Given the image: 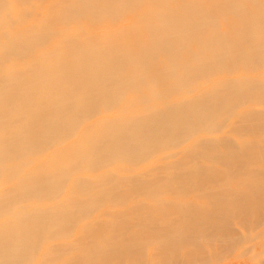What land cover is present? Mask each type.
<instances>
[{
    "label": "rangeland",
    "instance_id": "rangeland-1",
    "mask_svg": "<svg viewBox=\"0 0 264 264\" xmlns=\"http://www.w3.org/2000/svg\"><path fill=\"white\" fill-rule=\"evenodd\" d=\"M100 1L84 0L77 11L95 18L91 8ZM144 1L157 26V39L162 40L153 50L160 64L135 61L129 66L128 54L136 43L132 25L122 22V39L116 43L113 37L101 40L95 27L87 33L85 26L61 38L67 41V58L79 47L105 56L114 45L112 77L101 87L107 92L123 88L118 101L126 115L133 107H155L167 112V125L163 122L161 128L151 121L147 138L129 141L126 136L136 126L129 120L121 124L112 102L102 112L92 111L82 125L79 115H70L66 121L73 125L64 128V135L73 130L91 133L96 127L109 134L98 140L102 151L82 179L87 186L55 168L30 187L33 190L4 185L0 202L9 216L1 224L15 225L14 214L21 207L25 210L19 199L39 193L35 202L42 210L25 222L41 223L42 229L19 242L10 241L11 234L0 236V264H11V249L14 264H264V0ZM26 2L37 21L52 14L47 0H2L1 7L14 20ZM59 4L66 9L67 0ZM123 5L139 7L137 0H112L108 8L124 11ZM181 21L188 30L200 31L183 36L174 31ZM20 34L15 23L12 38L18 51L12 61L5 57L9 49L0 43V85L20 86L27 95L14 101L30 102L37 111L36 116L0 120V134L9 137L3 145L9 160L0 163L12 165L21 158L9 141L15 136L10 132L36 139L37 133L28 127L37 120L46 124L56 105H63L43 76L41 57L46 49H55L54 44L38 45L28 53ZM148 37L154 39L152 32ZM44 40L49 37L42 36ZM176 42L184 59L170 61L162 52ZM223 58L239 63L238 71L232 65L223 70ZM165 61L169 63L164 66ZM64 81L66 96L90 102L94 89L88 82L70 83L67 77ZM178 106L182 109L176 112ZM147 120L148 112L137 115L138 124ZM106 137L115 143L114 151L106 148ZM51 138L45 135L46 148L37 150L35 158L54 164ZM63 145L69 146L66 141ZM156 198L162 201L154 202Z\"/></svg>",
    "mask_w": 264,
    "mask_h": 264
},
{
    "label": "bare ground",
    "instance_id": "bare-ground-1",
    "mask_svg": "<svg viewBox=\"0 0 264 264\" xmlns=\"http://www.w3.org/2000/svg\"><path fill=\"white\" fill-rule=\"evenodd\" d=\"M2 1V0H1ZM0 1V37L4 39L0 43H4V49H9L6 54L7 60H14L12 58L18 51L15 49V42L12 38V26L16 23L20 29V38L24 44L25 51L30 53L38 45L48 46L54 44L55 49H46L45 53L41 57L42 64L45 65L43 76L46 78L49 89L58 97H62L63 105H56L55 115L46 123L43 124L41 120H37L34 124L30 125L28 129H33L37 133L36 139H24L19 138L17 132L14 138L9 141L14 142V149L18 152L21 160H18L15 165L0 163V200L3 199L4 195L2 190L4 185L16 183V188L23 191H30V187L34 186L36 182L40 184L43 175L49 172L52 168L57 169L59 174H63L71 180L79 181L85 178L86 172L89 165H92L98 156V153L102 151L99 146V139L108 136L104 128L96 127L91 133L77 132L75 130L64 135V128L69 127L70 121L69 116H80V124L82 120L88 121L90 119L89 114L92 111L102 112L105 107L112 102V107L117 111V118L122 124L125 120H129L136 126V130L129 134L127 139L129 141H137L146 137L145 129L148 128L149 122H156L161 126L166 119L167 112L156 110V108H148L146 105L139 107H133L129 110L126 115V111L122 108L118 101L121 95V86H116L111 91L101 87L102 83L109 80L112 77V67L115 65L114 56L116 49L114 45L109 47L107 55L98 54L91 51L87 47H79L72 54L71 57L65 56L66 43L65 39L61 36L63 33L75 31L80 26H85L87 33H89L93 27L101 32L102 38L113 37L115 42L121 41L120 29L123 24L132 25L133 33L132 40L136 43V46L129 51V66L134 64L135 61H145L149 65H154L158 61L154 60L153 50L159 48L162 40L157 39L159 33L157 26L153 18H151L150 9L147 7V3L144 0H137V7L134 10L133 7H126L124 11H110L108 5L111 4L112 0H102L97 3L93 8L96 11V17L91 18L88 13H79L77 11L79 5L84 0H67L66 9L63 8L62 4H59V0H47L46 3L52 6V14L48 16L52 17V22H48V18L44 19V15L38 20L31 17V6L26 2V9L16 19L12 20L9 16H5V11L1 7ZM49 6V5H48ZM121 8V9H122ZM140 18V22L135 21L136 18ZM124 20L122 21V19ZM135 18V19H134ZM87 25H84L87 23ZM63 24L61 28H56L57 25ZM109 29L111 34L105 33V30ZM174 31L188 37V33H194L200 31V27H193L191 30L186 28V23L181 21L174 27ZM152 32L154 39L148 37V34ZM187 33V34H186ZM243 34H241L242 36ZM49 37L47 41H41V37ZM69 38V37H68ZM179 42L169 44L164 48L162 55L166 59L172 61L178 57L183 58V54L178 51ZM98 47H102V43H99ZM30 58H28L29 60ZM212 61V60H211ZM167 65L169 61H165ZM161 62L157 63L160 64ZM228 65H232L235 70L238 66L232 59L223 58L221 67L223 70ZM118 69H122L120 65ZM146 69V68H145ZM235 71H238L237 69ZM102 76L103 80H99L98 77ZM70 83L85 81L94 89L92 99L90 102H81L70 94L66 96V87L68 82ZM0 120L8 121L12 117L17 116H36L37 111L33 104L27 101H14L18 97L23 99L26 97L27 92L18 87H9L5 84L0 85ZM114 95V97H113ZM113 97V98H112ZM112 98V99H111ZM7 100H13V102H7ZM155 102V101H154ZM156 103V102H155ZM182 109L178 106L175 111L178 112ZM142 111H146L151 115L150 121H143L138 124L136 121L137 115ZM78 116V117H79ZM168 117V116H167ZM166 123L168 120L165 121ZM164 122V125L166 124ZM152 124V123H151ZM155 124V125H156ZM163 125V127H164ZM167 125V124H166ZM150 127V126H149ZM158 127V126H157ZM147 130V129H146ZM51 134L52 138L49 146L52 148V157L57 158V162L53 164L50 160H42L41 158H35V152L39 149L46 147L42 146L45 142V135ZM110 137V136H109ZM107 143L108 142V138ZM8 135L0 134V161L9 160L8 155L3 150L4 143L8 140ZM76 140V142H74ZM105 140V139H104ZM110 140L111 137H110ZM68 143V147L63 145V142ZM127 141V142H129ZM115 143L110 142L106 145L109 151H114ZM76 165V173L70 177V170ZM28 171V172H27ZM67 181H70L67 179ZM83 184L87 186L86 181L82 180ZM16 197V196H15ZM41 197V194L35 193L32 197H23L21 200L25 204V210L23 207L14 214L16 224L13 226H7L1 224L9 216V210L0 202V236L11 234L10 241L19 242L22 238H25L33 230L42 229V224L34 225L31 221L30 224L25 222V219H32L34 214L42 210V207L35 202L36 199ZM162 201V198L154 199V202ZM169 201V200H168ZM47 223L43 221V224ZM7 239V238H6ZM9 261L14 264V250H9Z\"/></svg>",
    "mask_w": 264,
    "mask_h": 264
}]
</instances>
